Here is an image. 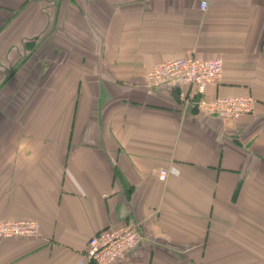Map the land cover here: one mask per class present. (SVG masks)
<instances>
[{
  "label": "crops",
  "instance_id": "obj_1",
  "mask_svg": "<svg viewBox=\"0 0 264 264\" xmlns=\"http://www.w3.org/2000/svg\"><path fill=\"white\" fill-rule=\"evenodd\" d=\"M202 1L0 0V93L34 90L47 59L40 98L0 109V221L40 224L0 239V264H91L89 238L128 222L142 238L112 264H264V0ZM193 56L223 60L204 98L252 95L255 113L223 121L183 80L148 86Z\"/></svg>",
  "mask_w": 264,
  "mask_h": 264
},
{
  "label": "built area",
  "instance_id": "obj_2",
  "mask_svg": "<svg viewBox=\"0 0 264 264\" xmlns=\"http://www.w3.org/2000/svg\"><path fill=\"white\" fill-rule=\"evenodd\" d=\"M207 1L201 2L206 10ZM223 72L220 57H183L159 63L147 73V84L160 88L180 79L195 88L197 97L192 104L199 112L215 116L223 121H236L256 111V99L252 95L228 96L206 99L203 97L210 84L217 83ZM168 170L161 169L159 179L165 181ZM40 224L33 219L0 221V239L12 237H38ZM142 238L140 224L128 222L116 228H108L92 235L87 243L86 254L91 264H112L134 249Z\"/></svg>",
  "mask_w": 264,
  "mask_h": 264
},
{
  "label": "rangeland",
  "instance_id": "obj_3",
  "mask_svg": "<svg viewBox=\"0 0 264 264\" xmlns=\"http://www.w3.org/2000/svg\"><path fill=\"white\" fill-rule=\"evenodd\" d=\"M49 46V51L53 52V56L55 57V53H57V51L53 50V48L51 47V45H48ZM47 46V48H48ZM34 49L33 51H39L40 48H41V44H37V45H34L33 46ZM43 51H45L43 49ZM48 51V50H47ZM69 52V51H68ZM51 57V54L49 55V58ZM47 59H44L43 56L41 57L40 55L37 56H33V63H34V67L33 68V72L31 75L27 76L25 79V82H27V86L29 87V85L31 87L34 88V90L30 91L29 93L25 92V91H17V92H12L11 90H9L8 88H6L5 90L3 89L0 93V95L2 96L0 98V109L1 110H4L5 112H10V102L14 105L15 102L16 104L19 102V101H25V97H30L31 95H35V99H39L40 96H41V93L40 92H37V89L40 87V85H42L43 82H45V79H46V75H42V74H45L44 72H40V69L42 67V65L44 63H47L46 61ZM50 61H52L53 63H55V58L54 59H50ZM49 65H50V62H49ZM24 74H22L23 76ZM8 74L5 76L2 75L0 77V79H3L5 77H7ZM16 77H18V75H16ZM6 79V78H5ZM24 82V81H23ZM52 81L50 80V77H49V84L51 83ZM20 87L18 86V89ZM36 90V91H35ZM51 94V91H49ZM55 93V92H54ZM53 93V94H54ZM3 105V106H2ZM8 105V106H7Z\"/></svg>",
  "mask_w": 264,
  "mask_h": 264
}]
</instances>
